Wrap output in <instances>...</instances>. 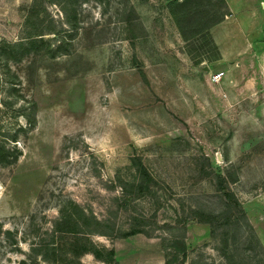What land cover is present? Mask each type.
Instances as JSON below:
<instances>
[{"label": "rangeland", "instance_id": "rangeland-1", "mask_svg": "<svg viewBox=\"0 0 264 264\" xmlns=\"http://www.w3.org/2000/svg\"><path fill=\"white\" fill-rule=\"evenodd\" d=\"M229 15L0 0V264H264V67L221 54Z\"/></svg>", "mask_w": 264, "mask_h": 264}, {"label": "crops", "instance_id": "crops-1", "mask_svg": "<svg viewBox=\"0 0 264 264\" xmlns=\"http://www.w3.org/2000/svg\"><path fill=\"white\" fill-rule=\"evenodd\" d=\"M225 4L230 14L229 20L234 22L235 30L224 29L222 41L225 44L220 49L221 54L229 55L228 59L233 58V64L230 65H258L257 70H262L264 67V0H225ZM210 33L214 42L218 43L219 36L212 31ZM250 80L240 86V94L247 96L250 93H248ZM261 95L264 96L263 91Z\"/></svg>", "mask_w": 264, "mask_h": 264}, {"label": "built area", "instance_id": "built-area-1", "mask_svg": "<svg viewBox=\"0 0 264 264\" xmlns=\"http://www.w3.org/2000/svg\"><path fill=\"white\" fill-rule=\"evenodd\" d=\"M223 75V73L222 72H215V73H213L212 75H211V79L213 80V81H217L221 76Z\"/></svg>", "mask_w": 264, "mask_h": 264}]
</instances>
